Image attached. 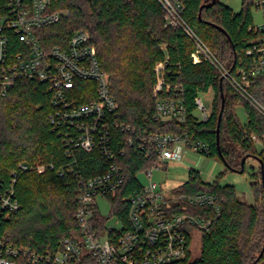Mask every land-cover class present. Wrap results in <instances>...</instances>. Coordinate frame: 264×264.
Segmentation results:
<instances>
[{
    "label": "trees",
    "instance_id": "trees-1",
    "mask_svg": "<svg viewBox=\"0 0 264 264\" xmlns=\"http://www.w3.org/2000/svg\"><path fill=\"white\" fill-rule=\"evenodd\" d=\"M7 1L0 0V11ZM181 2L186 22L229 69L238 67L251 43L264 36V29H254L251 13L254 0H243L239 12L221 0ZM50 8L65 15L56 24L42 29L45 40L51 46L65 47L75 31L90 32L102 67L109 75L122 121L137 131L191 134L209 144V156L220 157L226 172L244 173L249 157L257 156L260 162L253 174V204L240 200L235 186H222L217 179L206 183L199 171H189V179L181 186L182 193L214 194L221 212L217 215L212 209L192 210L196 214L206 212L212 218V225L198 233L200 255L194 259L189 247L187 258L173 264H264L261 167L264 148L259 151L253 140V135L264 140V117L239 98L213 65L206 61L193 63V41L182 28L167 24L166 11L158 0H51ZM158 63L166 65L167 80L183 85V99L190 113L183 125L158 122L154 118V69ZM87 85L80 83L81 87ZM210 90L214 93L211 117L207 122L197 123L191 115L195 99ZM253 93L264 100L260 87L253 89ZM95 97L94 94L91 99ZM236 101L244 106L247 115L244 123L237 116ZM52 110V93L33 81L20 80L7 95L0 94V179L8 184L15 174L16 195L21 204L19 211L3 219L0 240L15 247H30L33 251H55L64 237L77 233L75 211L79 181L74 175L88 178L104 173L109 167V162L97 150L91 153L79 150L75 157H68L62 138L49 119ZM115 136L118 142L128 137L121 131ZM115 161L123 168L126 180L116 193L112 214L125 217L127 205L125 208L123 199L140 188L138 174L154 167L155 162L133 148H128L123 155L117 153ZM39 163L48 166L41 174L31 169ZM22 164L31 168L24 170ZM62 168L64 176L58 175ZM118 201L124 205L123 209L118 208ZM193 242L194 238H190L189 246ZM18 260L25 263L22 258Z\"/></svg>",
    "mask_w": 264,
    "mask_h": 264
},
{
    "label": "built area",
    "instance_id": "built-area-1",
    "mask_svg": "<svg viewBox=\"0 0 264 264\" xmlns=\"http://www.w3.org/2000/svg\"><path fill=\"white\" fill-rule=\"evenodd\" d=\"M158 1L166 11L167 24L182 28L193 41V63L206 61L213 65L239 98L264 117V100L253 93L260 87L264 94V36L251 43L238 67L229 69L186 22L181 0ZM263 4L264 0H257L256 6L263 11ZM50 5L51 0H8L0 11V94L7 95L20 80L33 81L51 92L53 110L49 119L62 138L66 155L73 158L79 150H97L109 167L88 178L74 175L79 181L77 233L64 237L55 251H33L0 240V264H21L19 258L25 260L23 264H173L185 260L190 238L212 225L206 212L196 214L192 210L212 209L218 215L220 205L216 195L205 192L167 198L160 184L152 180L153 168L181 161L191 151L209 156V144L188 133L137 131L122 121L109 75L90 32L75 31L65 47L51 46L44 34H38L65 15L63 11H52ZM254 29H264V23ZM154 72L155 120L185 124L190 113L184 103L183 85L167 80L164 63H158ZM81 82L89 85L81 87ZM94 94L95 99H91ZM202 95L195 99L191 113L197 123L207 122L212 114L213 99L208 106ZM117 131L127 134L124 142L116 139ZM253 140L260 141L255 135ZM128 148L145 153L155 165L144 171L149 184L140 183L139 189L123 199L125 208L127 205L125 217L114 214L116 224L109 226L110 217L102 215L98 202L106 199L111 211L115 209L116 193L126 180L115 157ZM21 168L31 167L22 164ZM47 168L39 165L35 169L43 173ZM58 175L64 176L65 169H60ZM16 183L15 174L8 184L0 179V229L4 218L21 209ZM118 203L123 209L124 205Z\"/></svg>",
    "mask_w": 264,
    "mask_h": 264
},
{
    "label": "rangeland",
    "instance_id": "rangeland-1",
    "mask_svg": "<svg viewBox=\"0 0 264 264\" xmlns=\"http://www.w3.org/2000/svg\"><path fill=\"white\" fill-rule=\"evenodd\" d=\"M221 2L228 7L232 8L235 12H239L242 8L243 0H221ZM257 0H254V4L251 7V13L253 17L254 26H262L264 23L263 11L256 6ZM45 31L39 30L38 34H44ZM213 91L202 95V99L206 101L210 106L211 99H213ZM235 109L239 120L244 123L247 121V115L244 106L240 101H236ZM256 147L259 151L264 148V140L256 143ZM259 160L256 157H249L246 160L245 172H226V167L223 161L218 156H207L201 153L188 152L181 161H170L168 164H160L157 168H153L152 180L157 182L162 187L167 198H175L182 193L181 186L189 179V171L195 169L200 172L202 180L206 183H212L214 180H218L220 185H233L237 189L240 200L253 204L255 201V195L252 188L253 174L258 171ZM39 165L36 164L33 169ZM38 171V169H35ZM38 173H40L38 171ZM41 174V173H40ZM138 179L142 185L149 184V178L145 172L138 174ZM261 196V195H260ZM101 213L104 217H110L108 219V225L114 226L117 218L112 214L111 205L108 200L102 199L99 202ZM193 258H197L201 252V239L200 235L196 234L194 242L191 245Z\"/></svg>",
    "mask_w": 264,
    "mask_h": 264
},
{
    "label": "water",
    "instance_id": "water-1",
    "mask_svg": "<svg viewBox=\"0 0 264 264\" xmlns=\"http://www.w3.org/2000/svg\"><path fill=\"white\" fill-rule=\"evenodd\" d=\"M215 1L216 0H213V3H215ZM223 80V79H222ZM223 108H224V101H223V104H222V111H223ZM221 114H222V112H221ZM221 114H220V120H219V124H218V128H217V139H218V141H219V135H220V125H221ZM245 160H246V158H244L243 159V162H242V166L244 167V165H245ZM261 167H262V171H263V175H264V165L263 164H261ZM242 171H240V173H241ZM263 251H264V249H263ZM263 251H262V253H261V255H260V257L263 255Z\"/></svg>",
    "mask_w": 264,
    "mask_h": 264
}]
</instances>
